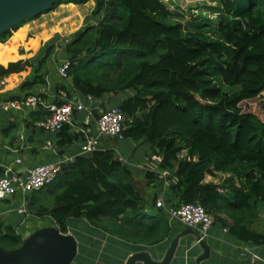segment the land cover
<instances>
[{"label": "trees", "instance_id": "trees-1", "mask_svg": "<svg viewBox=\"0 0 264 264\" xmlns=\"http://www.w3.org/2000/svg\"><path fill=\"white\" fill-rule=\"evenodd\" d=\"M220 3L216 19L198 14L185 25L162 0H95L90 16L97 22L65 44L68 95L118 97L110 103L126 116L123 138L148 148L147 183L163 171L168 200H198L216 220L223 221L218 213L224 212L233 220L232 235L262 244L264 230L243 220L264 209V0ZM19 24L1 32L0 41ZM54 45L55 37L44 43L41 57L0 65V76L27 65L37 72ZM36 81L27 78L21 88ZM98 110H92L95 118ZM70 127L57 131L66 134L60 142L75 135ZM218 173L217 181L205 180ZM42 189L50 190L51 201L30 199L29 219L49 216L61 232L74 217L137 243L154 244L171 233L166 214L145 198L114 147L76 155L51 183L30 192ZM20 242L15 227L0 221V245Z\"/></svg>", "mask_w": 264, "mask_h": 264}, {"label": "crops", "instance_id": "crops-1", "mask_svg": "<svg viewBox=\"0 0 264 264\" xmlns=\"http://www.w3.org/2000/svg\"><path fill=\"white\" fill-rule=\"evenodd\" d=\"M94 6L95 0L62 1L54 8L24 20L12 30L6 40L0 41V65L6 66L11 61L41 57L44 43L55 37V45L50 55L37 72H34V65H27L22 70L0 76V78L4 77V83L0 82V104L4 100L18 99L29 94H35L43 101L50 102L58 98V85L62 84L64 89L71 91L70 78H62L58 72V67L67 61L65 45L62 43L70 40L75 31L91 20L90 13ZM34 75L38 81L27 88H21L22 82ZM72 95L76 96L73 93ZM117 98L106 96L95 99L94 107H109L111 100L115 102ZM39 109L43 111H38ZM43 112L47 113V109L42 104L35 107L23 106L8 109L0 106V173L7 171L22 173L34 164L52 162L62 155L81 151L84 138L80 130L70 127L67 130L68 134L75 135L67 142H60L66 134L43 130L36 125V121L45 116ZM73 116L77 122H84L82 112L75 111ZM94 118L95 115L92 113L89 120L93 122ZM126 139L129 138L120 140ZM111 140L112 138L102 136L100 146L113 147ZM138 147L136 141L129 140V144H125L124 148L130 159L121 157L131 171L133 179L142 189L145 198L153 201L161 191V182L157 178L147 183L144 176V160L148 148L146 146L138 153ZM114 148L119 149L118 146ZM185 153L183 150L180 156H184ZM218 179L219 176L209 175L205 178L210 181ZM50 197V190L42 189L33 193L17 190L13 195L0 200V221L5 225L14 226L16 232L21 235V240L37 228L55 226L49 216L29 219L30 199L49 204ZM246 211L250 214L249 210ZM218 216H221L223 221L215 219L203 238L209 246V251L208 256L202 259H198L203 249L196 240V231L190 230L178 221H168L171 226L170 235L154 244L137 243L112 236L92 226L83 218L71 217L63 233L73 234L78 241L77 254L71 264H124L126 258L133 252H143L154 263L162 262L175 237L178 239L167 264H264V243L254 244L237 238L228 231L232 218L224 212H219ZM256 220L259 221L257 228ZM263 221L262 206L254 210L252 217H246L243 220L256 231L264 230V226L261 229ZM135 264H144V261L138 260Z\"/></svg>", "mask_w": 264, "mask_h": 264}, {"label": "built area", "instance_id": "built-area-1", "mask_svg": "<svg viewBox=\"0 0 264 264\" xmlns=\"http://www.w3.org/2000/svg\"><path fill=\"white\" fill-rule=\"evenodd\" d=\"M67 68L68 61L58 67V72L62 78H70ZM0 82L4 83V77L0 78ZM262 93L264 94V91ZM74 95L76 96L74 97L72 94L69 96L68 90L62 88L58 91V98L50 102L43 101L42 98L35 94L1 102L0 106L4 109L23 106L35 107L38 104H42L47 109L48 114L36 121V125L39 128L57 132L64 124H69L82 132L84 143L78 153L62 155L52 162L34 164L22 173L17 171L0 173V200L13 195L17 190L28 193L51 183L62 166L73 161L76 155L95 150L100 145L102 136L117 139L123 138L121 131L126 116L118 106L111 105L106 108H98V117L94 118L92 123H89L95 99L91 95H87V101H84L78 98L77 94ZM74 111L83 113V121L85 123H79L74 119ZM157 176L161 182V191L154 197L155 206L162 208L168 221H178L196 231V240L199 242L207 235L215 220L214 215L208 212L198 200L178 204L174 200H168L166 175L163 171H159ZM223 229L225 230L226 228Z\"/></svg>", "mask_w": 264, "mask_h": 264}, {"label": "water", "instance_id": "water-1", "mask_svg": "<svg viewBox=\"0 0 264 264\" xmlns=\"http://www.w3.org/2000/svg\"><path fill=\"white\" fill-rule=\"evenodd\" d=\"M58 1L60 0H0V33L49 9ZM67 42L69 40L62 44L65 45ZM177 239L178 237H175L171 241L162 262L154 263L143 252H133L126 258L124 264H135L138 260H143L144 264H167ZM199 243L203 251L198 259H202L208 256L209 246L204 239ZM77 249L78 241L73 234L63 233L54 225L43 226L24 236L17 247L8 248L0 245V264H71Z\"/></svg>", "mask_w": 264, "mask_h": 264}, {"label": "rangeland", "instance_id": "rangeland-1", "mask_svg": "<svg viewBox=\"0 0 264 264\" xmlns=\"http://www.w3.org/2000/svg\"><path fill=\"white\" fill-rule=\"evenodd\" d=\"M166 6L175 13V20H178L182 22L183 24H188V22L192 20H197L198 14L206 15L208 18H212V20L216 19L219 15L218 11L222 7L221 6L220 0H162ZM90 21L85 23V24H95L96 18H93L90 16ZM21 23V22H20ZM84 24V26H85ZM191 24V22H190ZM192 25V24H191ZM106 137V136H105ZM109 139V137H107ZM129 140L131 139H126L121 141L120 139H114L112 138L111 144L115 148V151L119 153L124 159L129 160L130 157L127 155V150L124 148L125 144H129ZM146 148L145 144H140L138 147V153L141 150H144ZM132 157V156H131ZM220 176V173H218ZM262 216V215H261ZM256 228L257 225L259 227V221L256 220ZM264 226V221L261 224V229Z\"/></svg>", "mask_w": 264, "mask_h": 264}]
</instances>
